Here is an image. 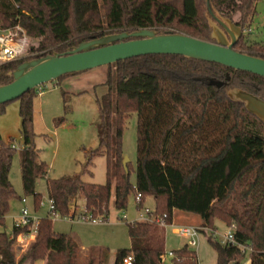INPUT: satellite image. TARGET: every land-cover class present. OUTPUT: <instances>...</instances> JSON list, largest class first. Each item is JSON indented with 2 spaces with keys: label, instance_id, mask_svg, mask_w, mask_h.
<instances>
[{
  "label": "trees",
  "instance_id": "trees-1",
  "mask_svg": "<svg viewBox=\"0 0 264 264\" xmlns=\"http://www.w3.org/2000/svg\"><path fill=\"white\" fill-rule=\"evenodd\" d=\"M258 1L0 0L1 26L20 25L31 42L28 57L0 66V86L11 83L10 74L26 61L108 34L149 29L213 42L206 18L213 20L211 14L248 32ZM248 36L243 35L234 49L264 59V42ZM108 68L114 70L104 84L108 91L97 100L99 146L83 171L88 172L95 157L105 156L107 183L89 184L82 175L48 179L47 194L56 210L67 216L83 205L93 217L106 221L112 200L117 210L125 211L131 196H142L138 209L153 198V215L164 226L129 223L131 247L117 252L115 264L129 256L133 264H165V231L175 210L199 216L204 234L215 231L216 220L236 227L235 245L208 237L216 264H243L241 247L250 251V264H264V125L226 95L228 89L238 88L264 100V78L181 56H143ZM35 94L29 91L19 99V116L24 192L39 208L37 183L47 177L48 165L35 147ZM133 114L138 119L134 170L124 167L122 153L123 131ZM14 152L13 144H5L0 134L1 226L11 202L21 199L9 179ZM27 231L14 226L10 234L0 233V264H104L102 253L94 249L80 262L79 245L73 237L56 233L49 215L40 220L35 238L19 254L16 240ZM172 262L198 264L197 253L185 246L173 252Z\"/></svg>",
  "mask_w": 264,
  "mask_h": 264
},
{
  "label": "rangeland",
  "instance_id": "rangeland-1",
  "mask_svg": "<svg viewBox=\"0 0 264 264\" xmlns=\"http://www.w3.org/2000/svg\"><path fill=\"white\" fill-rule=\"evenodd\" d=\"M256 15L252 19L249 40L264 42V0L256 4ZM208 22L212 18L206 17ZM211 27V26H210ZM212 34V33H211ZM37 46V42H34ZM78 45H74L77 47ZM69 47V46H68ZM67 47V49H68ZM66 49V50H67ZM66 50L64 52H66ZM114 70L100 67L92 71L76 74L44 85L41 92L36 91L33 99V116L35 147L40 160L48 165V174L45 179L37 183L36 192L41 195L39 208H36L33 196L24 192L22 176V150L24 148L21 138V118L19 116L20 101L16 100L3 105L4 112L0 114V134L5 144H13L15 148L10 182L21 199L11 202L10 212L5 217V225H0V233L10 234L17 218L23 209H27L31 216L45 218L48 215L46 207L47 180H56L63 177L82 175V180L89 184L105 185L107 183V158L97 156L92 160L88 172L83 174L90 158V153L99 146V100L108 89L104 85L109 73ZM229 90V89H228ZM137 115L133 114L126 122L123 131L122 153L128 159L127 165L136 168L137 162ZM124 161V160H123ZM131 181L135 182V174L131 173ZM25 199L26 203L22 200ZM44 201V202H42ZM145 208L152 209L153 198H148ZM44 205V206H43ZM82 209L80 205L75 213ZM72 211V212H73ZM90 217V216H88ZM174 220L166 228L165 264H173V252L188 246L197 253L198 264H215L217 254L208 242V237L213 236L220 241L230 228L223 222H214L215 231L207 230L206 234L199 232V246H189L188 239L175 233L182 227L201 228V218L197 215L183 211H174ZM140 211L137 209L136 200L131 196L128 208L119 211L112 200L109 206V218L101 223L66 221L63 218L53 220V229L58 234H66L74 241L89 251L94 249L100 254L104 264H115L119 250L129 249L128 224L141 222ZM16 250L23 253L24 249L16 242ZM87 251L80 249V262ZM37 264H42L38 262ZM243 264H250V251L246 249Z\"/></svg>",
  "mask_w": 264,
  "mask_h": 264
},
{
  "label": "water",
  "instance_id": "water-1",
  "mask_svg": "<svg viewBox=\"0 0 264 264\" xmlns=\"http://www.w3.org/2000/svg\"><path fill=\"white\" fill-rule=\"evenodd\" d=\"M213 42L180 33L137 30L113 33L81 43L65 54L54 53L22 63L10 74L11 83L0 86V105L19 100L29 91L76 75L109 67L118 62L143 56H181L186 59L214 63L264 78V59L237 52L234 47L243 29L229 19L211 14ZM228 99L244 105L246 111L264 125V100L238 88L226 91ZM128 159H124L126 168Z\"/></svg>",
  "mask_w": 264,
  "mask_h": 264
},
{
  "label": "built area",
  "instance_id": "built-area-1",
  "mask_svg": "<svg viewBox=\"0 0 264 264\" xmlns=\"http://www.w3.org/2000/svg\"><path fill=\"white\" fill-rule=\"evenodd\" d=\"M30 39L24 29L20 25H15L12 28L4 29L0 24V66L22 60L29 56L30 49ZM43 86L36 89V91L41 92ZM14 148V146H13ZM46 207L48 209V215L54 219H64L68 221H77L81 222H92V223H101L104 222L101 218L93 217L91 213L82 205V209L79 213H75V211H71L69 215L63 216L56 210L55 202L46 195ZM136 205L137 209L142 204V196L138 195L136 197ZM23 203H26V200H22ZM44 202V201H42ZM145 203L143 204L140 211V218L143 222L157 223L161 227H163L162 221L153 215L154 210H150L145 208ZM44 206V205H43ZM90 216V217H88ZM40 218L35 216H31L27 209H23L20 216L17 218L15 222L16 228H27L28 231L22 235H20L16 242L24 247H27L29 243L35 238L38 230V226L40 223ZM236 227L233 225L230 227V230L224 235V237L219 241L222 245H235L234 241V231ZM199 230L191 227H182L175 231L177 235L182 238L188 239L189 246L193 248L198 247L199 245ZM243 254H246V249L241 247ZM123 264H133V257L129 256L123 260Z\"/></svg>",
  "mask_w": 264,
  "mask_h": 264
},
{
  "label": "crops",
  "instance_id": "crops-1",
  "mask_svg": "<svg viewBox=\"0 0 264 264\" xmlns=\"http://www.w3.org/2000/svg\"><path fill=\"white\" fill-rule=\"evenodd\" d=\"M147 202H148V201H146V203H147ZM152 204H153V206H152L153 208H152L151 210H154V209H155V202H154V200H153V203H152ZM173 216H174V214H173ZM173 220H174V217H173ZM142 222H143V221H142ZM201 226H202V222H201ZM32 241H33V240H32ZM32 241H31V242H32ZM31 242H30V243H31ZM30 243H29V244H30ZM198 246H199V245H198ZM196 248H197V247H196ZM80 249H81V251H84V252L87 251V249H84L83 246H81ZM216 260H217V258H216ZM39 263H40V262H39ZM36 264H37V263H36ZM42 264H45V263L42 262ZM215 264H216V262H215Z\"/></svg>",
  "mask_w": 264,
  "mask_h": 264
},
{
  "label": "flooded vegetation",
  "instance_id": "flooded-vegetation-1",
  "mask_svg": "<svg viewBox=\"0 0 264 264\" xmlns=\"http://www.w3.org/2000/svg\"><path fill=\"white\" fill-rule=\"evenodd\" d=\"M244 31V33H243V35H247L248 34V32H246L245 30H243ZM250 31V30H249ZM249 33H251V32H249ZM243 37V36H242ZM240 41V40H239ZM79 46V45H78ZM77 46V47H78ZM76 47H74V46H72V45H70L69 47H68V49L66 50V52H62V53H60V54H65V53H67V52H69V51H72L73 49H75Z\"/></svg>",
  "mask_w": 264,
  "mask_h": 264
}]
</instances>
